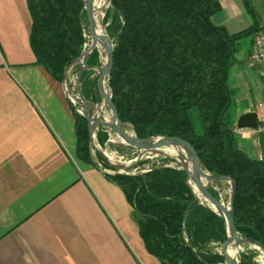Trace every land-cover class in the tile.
<instances>
[{
    "label": "trees",
    "instance_id": "1",
    "mask_svg": "<svg viewBox=\"0 0 264 264\" xmlns=\"http://www.w3.org/2000/svg\"><path fill=\"white\" fill-rule=\"evenodd\" d=\"M242 2L253 25L230 34L213 23L223 10L218 0H112L105 17L114 41L111 92L123 127H132L138 139L184 140L207 172L235 182L240 238L264 246V160L241 149L235 127L226 121L233 106L229 78L236 57L246 41L253 46L263 29L251 1ZM27 5L36 65L63 83L86 45L85 3L27 0ZM98 62L96 51L89 66ZM86 73L82 82L94 90L96 83ZM75 120L77 157L100 168L91 156L87 120L78 112ZM97 138L106 144L105 135ZM159 161L144 173L107 176L131 204L147 252L161 264H226L214 248L228 240L225 220L197 200L188 174L171 166L174 160ZM209 191L219 200L217 192ZM254 258L241 252L240 264H258Z\"/></svg>",
    "mask_w": 264,
    "mask_h": 264
},
{
    "label": "crops",
    "instance_id": "2",
    "mask_svg": "<svg viewBox=\"0 0 264 264\" xmlns=\"http://www.w3.org/2000/svg\"><path fill=\"white\" fill-rule=\"evenodd\" d=\"M218 1L213 23L242 32L233 31L249 16L242 0ZM250 1L264 28V0ZM31 29L27 0H0V264H161L123 190L77 157V111L64 83L36 65ZM251 49L236 57L229 78L238 135L242 115L264 119V80L250 66ZM246 137L259 150L258 135Z\"/></svg>",
    "mask_w": 264,
    "mask_h": 264
},
{
    "label": "water",
    "instance_id": "3",
    "mask_svg": "<svg viewBox=\"0 0 264 264\" xmlns=\"http://www.w3.org/2000/svg\"><path fill=\"white\" fill-rule=\"evenodd\" d=\"M85 3V10L87 13V20L90 28V32L92 35V45L90 49L87 52H84L81 57L74 62L73 65H71L68 69L71 67H74L76 65L80 66V72L77 78V93L78 97L81 100L84 110L83 112H79L88 122L89 127V133H90V139H91V145L92 147L99 153H101V150L97 148L94 144V137L97 132V128L99 126L105 128L107 131H111L117 134V136L123 140V146L124 147H130L135 149H140L143 151H155V150H161L166 147L170 146H181L187 149V151L190 154V159L193 161L194 166L191 168L190 165H177L179 169H182L188 174V185L193 191V194L197 198L200 203L206 207H209L212 209L215 213H217L220 217H222L225 220L227 233H228V240L223 244L222 246V255L225 258L226 264H239L238 262V256L240 252H238L237 258L233 259L230 256V249L234 246L236 249H240L241 245H249L259 248L263 253L264 258V246L259 244L256 241L251 240H244L240 238V235L236 229L235 226V218H234V201L237 193V186L235 182L230 178H217L212 176L209 172H207L195 150L193 147L187 143L184 140H181L179 138H163V137H157V138H150L148 140H140L136 136L134 130L132 127V133L128 132L124 129L123 124L120 121L118 112L113 104L112 100V92H111V75L113 70V50L114 46L110 39L106 36H102L101 38L96 35V23H95V13H94V3L93 0H83ZM112 0H109L108 5H111ZM102 39L105 44L104 48L106 50L107 54V61L106 65L103 66V77H105L108 81V89L110 90V94H105L103 90L101 89V81L97 83V79L94 78V82L96 83L95 90H97L96 96L102 98L106 105L108 106L111 114H112V120L111 121H102L96 118L95 116L91 117L90 113L88 111V106L84 100V96L81 91V84H82V78L86 71L90 70L89 66V60L91 59L92 55L100 50L98 49V40ZM96 70H99L98 67H95ZM67 82V75L64 77V85L66 86ZM100 104V103H99ZM237 130L238 131H244V130H250L257 132L258 135V145L260 150V155L262 159L264 160V124L260 120L258 114L256 113H248L242 115L237 122ZM167 157V156H166ZM172 160H175L171 157H168ZM176 161V160H175ZM126 172H129L130 167L126 168ZM202 171H205L207 174H202ZM198 173H201L202 179L199 178ZM205 181V182H203ZM196 187V190L199 195L195 192V190L192 188L191 184ZM228 183L231 185V194L229 199L228 206H225L220 200L216 199L209 191V185L211 184H223ZM202 198V199H201ZM204 201H206L209 205L205 204ZM264 264V259H263Z\"/></svg>",
    "mask_w": 264,
    "mask_h": 264
},
{
    "label": "rangeland",
    "instance_id": "4",
    "mask_svg": "<svg viewBox=\"0 0 264 264\" xmlns=\"http://www.w3.org/2000/svg\"><path fill=\"white\" fill-rule=\"evenodd\" d=\"M108 2L109 0H93L95 23H96V26L100 28V31L102 32V34L108 37L113 44L114 41L111 38L110 33L108 32L109 23H105V17H106L107 11L110 8V6L108 5ZM244 16H246L245 19L243 17L234 23L235 28L234 29L232 28L233 31L247 30L249 26L252 24V20L250 19V17L247 16L246 14ZM84 29H85L86 45L84 46L83 53L87 52L92 45V35L90 32L87 18L84 21ZM249 49H250V41H246L244 43L241 53L243 54L248 53ZM97 52H98L99 70H96L94 66L91 67L90 70L86 71L87 72L86 78L93 79V80L94 78H96L97 83L100 81L101 83L104 82V84L106 85L105 86L106 90L110 94V90L107 87L108 81L105 77H103V73H102L103 66L106 65L105 61H107V54L105 52L104 57H103L101 52L99 51ZM79 72H80V66L76 65L74 67H71L70 69H67L65 73V75H67L66 87L69 90L70 99L72 102H74L73 104L75 106V110L78 113L83 112L84 110L83 104L81 100L79 99L78 93H77V78H78ZM81 91L84 96V100L88 106V111L91 117L95 116L96 118L102 121L112 120V118H110L112 117V114L108 106L106 105L105 101L102 98L98 97L100 104L95 103L94 98L97 97L96 96L97 90L95 89L91 90L89 87H87L82 82ZM235 111H236V108H235V105H233L231 107V110L226 120L230 126L233 125L231 123V119L234 116ZM124 129L130 133L133 132L130 127L124 128ZM99 134L105 135L107 137V142L104 146H101L100 143L98 142L97 137ZM238 136H239V144L242 150H244L246 153H248L252 157L260 156V150L256 149L255 151L253 149V147L249 143L250 142L249 138L245 137L244 139L242 135H238ZM94 144L95 146H97L99 150H101V153H99L92 147L91 156L94 162L97 163L101 169H103L105 172H107L110 175L144 173V172L150 171L154 165H160V161H159L160 159H168V157H166L163 154V152H161L162 149L151 152V151H143L140 149H135V148H130V147H124L123 141L117 136L116 133L107 131L105 128L101 126L97 128V132L94 137ZM177 165H180V163L176 162V164H171L172 167H178ZM127 167H130L129 172H126ZM209 189L217 192L219 194V200L225 206H228L230 194H231L230 184L228 183L217 184V185L211 184L209 186ZM214 248L217 252L222 253V247L214 246ZM258 249L259 248L254 247V246L241 245L239 252L240 253L245 252V253L255 255L254 262H257L258 264H262L261 258H263V253L260 249L259 250ZM238 262L240 264V254L238 256Z\"/></svg>",
    "mask_w": 264,
    "mask_h": 264
},
{
    "label": "bare ground",
    "instance_id": "5",
    "mask_svg": "<svg viewBox=\"0 0 264 264\" xmlns=\"http://www.w3.org/2000/svg\"><path fill=\"white\" fill-rule=\"evenodd\" d=\"M101 9V8H100ZM99 9V10H100ZM99 12V11H98ZM101 14V13H100ZM100 16V15H99ZM98 16V17H99ZM100 19V18H99ZM103 27V26H102ZM96 35L98 36V37H102V36H104L103 34H102V32L100 31V28L97 26L96 27ZM104 44H105V42L102 40V39H99L98 40V45H97V47H98V49L100 50V52H101V54H102V56L104 57V54H105V52H106V50H105V48H104ZM105 63H106V61H105ZM106 85L104 84V82L103 83H101V89L103 90V92L105 93V94H108V92H107V90H106V87H105ZM110 118H112V117H110ZM114 138V137H113ZM123 141V140H122ZM152 152V151H151ZM161 152H163V154L165 155V156H167V157H171V158H173V159H175L176 160V162H178V163H180L181 165H190V167L192 168L193 166H194V163H193V161L190 159V154H189V152L187 151V149H185L184 147H181V146H170V147H166V148H163L162 150H161ZM174 160V161H175ZM116 163H118V162H116ZM202 174H207L205 171H202ZM198 176H199V178H201L202 179V175H201V173H198ZM203 182H205V181H203ZM191 186H192V188L195 190V192L197 193V195H199L198 194V192H197V190H196V187L193 185V183L191 184ZM210 186V185H209ZM202 199V198H201ZM204 203L205 204H207V205H209L206 201H204ZM210 207H212L211 205H209ZM213 208V207H212ZM259 250V249H258ZM230 252V256H231V258H233V259H236L237 258V255H238V252H239V250L238 249H236L234 246L229 250ZM262 259V258H261ZM261 262H262V264H263V259L261 260Z\"/></svg>",
    "mask_w": 264,
    "mask_h": 264
},
{
    "label": "built area",
    "instance_id": "6",
    "mask_svg": "<svg viewBox=\"0 0 264 264\" xmlns=\"http://www.w3.org/2000/svg\"><path fill=\"white\" fill-rule=\"evenodd\" d=\"M249 61H250V66L256 69L260 78L264 80V28L256 35L254 39ZM262 122L264 124V119L262 120ZM238 132L243 137L257 134V132L250 130H244ZM259 159L263 160L261 155L259 156Z\"/></svg>",
    "mask_w": 264,
    "mask_h": 264
}]
</instances>
